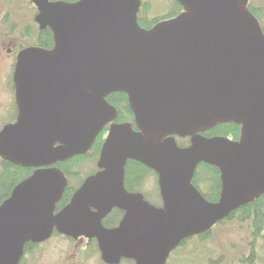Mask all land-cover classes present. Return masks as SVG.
Listing matches in <instances>:
<instances>
[{"label":"water","instance_id":"water-1","mask_svg":"<svg viewBox=\"0 0 264 264\" xmlns=\"http://www.w3.org/2000/svg\"><path fill=\"white\" fill-rule=\"evenodd\" d=\"M177 1L178 17L145 29L141 0H31L55 46L18 55V117L0 131V158L35 170L0 205V264H20L27 243L55 231L97 239L106 264H167L183 241L264 195L260 24L248 0ZM116 92L128 95L137 129L116 122L107 100ZM226 123L241 126L239 140L203 135ZM108 124L99 171L56 212L69 180L55 164L88 154ZM130 160L158 174L163 206L126 189ZM202 163L220 170L217 202L193 184ZM114 208L125 215L107 228Z\"/></svg>","mask_w":264,"mask_h":264},{"label":"rangeland","instance_id":"rangeland-1","mask_svg":"<svg viewBox=\"0 0 264 264\" xmlns=\"http://www.w3.org/2000/svg\"><path fill=\"white\" fill-rule=\"evenodd\" d=\"M141 1L143 4L149 3L147 12L151 18L167 15L176 8L175 0ZM249 1L261 7L260 18L264 26V0ZM10 34H18L23 39L31 38V44L37 42L39 26L33 19L29 0H0V38ZM2 95L0 131L13 119L15 108L10 102V95L4 91ZM97 168L96 157L83 161L79 167L75 168L79 176L69 178L70 185L77 186ZM1 171L0 163V173ZM142 190L152 202L161 203L158 177L154 173L148 175ZM252 225L254 224L251 221L242 223L239 220L218 223L213 227L209 239L195 236L186 244L177 247L167 264H248L245 259L251 255L253 248L256 252V264H264V229H262V235L256 237ZM255 240L256 244L253 245ZM24 258L21 264H106L102 261L95 244L83 242L75 245L59 235H55L49 242L37 247L33 252L26 253ZM121 264L135 263L124 260Z\"/></svg>","mask_w":264,"mask_h":264},{"label":"trees","instance_id":"trees-1","mask_svg":"<svg viewBox=\"0 0 264 264\" xmlns=\"http://www.w3.org/2000/svg\"><path fill=\"white\" fill-rule=\"evenodd\" d=\"M68 2H76L78 0H66ZM176 2V8L167 15H162L158 17H149L148 16V9L150 7L149 3L143 4L142 10L139 14V23L141 26L151 29L155 25H157L161 21H165L168 19H172L178 16L182 11V6ZM254 12H257L258 15L261 14L262 10L260 8H252ZM39 45L43 48L51 49L54 47V37L53 32L50 28L45 29L39 32L38 37ZM107 100L115 105L120 110V117L119 121H133V113L130 109L128 96L123 92L113 93L107 97ZM241 133V127L235 123H226V124H219L213 129L209 130L205 133L207 136H225L232 139H238ZM103 139L97 146V149H94V152L88 155H80L76 156L66 162H60L56 165L59 166L68 178H77L79 174L75 172V168L79 167L83 161H86L89 158L98 157L99 150L101 148ZM182 145H186V140L181 142ZM0 163L2 165V171L0 173V205L10 197L13 189L24 179L29 177L34 169L28 167H22L11 162L5 161L0 159ZM150 173H154L151 169H149L146 165L130 160L126 166V177L125 183L129 189L138 190L140 189L146 178ZM220 170L215 167L205 163H202L198 166V169L195 173L193 184L201 190L207 200L215 202L218 201L221 194L222 183H221V176ZM84 180V179H83ZM81 180V181H83ZM204 187V188H203ZM76 191V186L69 185L67 187L63 198L57 204V210L62 209L65 207L73 193ZM120 211H116L113 213L112 218H117L118 214L120 216ZM118 213V214H117ZM115 214V215H114ZM110 219V218H109ZM239 220L242 223L251 221L254 225V234L257 236H261L264 229V195H262L259 199L238 208L237 210L233 211L228 217L224 220L220 221L219 223H225L228 221ZM212 233V229L208 232H205L198 237L201 239H209ZM186 244V242H183ZM256 244V240L254 241L253 245ZM37 244L32 242L27 243L25 247L26 253H31L34 249L37 248ZM96 248L98 249L97 244H95ZM254 247V246H253ZM99 250V249H98ZM25 259V258H24ZM248 264H256V252L253 248L251 255L245 259ZM134 262V261H131Z\"/></svg>","mask_w":264,"mask_h":264},{"label":"flooded vegetation","instance_id":"flooded-vegetation-1","mask_svg":"<svg viewBox=\"0 0 264 264\" xmlns=\"http://www.w3.org/2000/svg\"><path fill=\"white\" fill-rule=\"evenodd\" d=\"M29 4L31 5V8H32V13H33V19L35 20L36 19V16L38 14V8L37 6L31 2L29 0ZM259 6H256L254 5V3L250 2L249 3V8L251 9V11L253 10L252 8H255L257 9ZM256 16H258L257 12H254L252 11ZM259 19V17H257ZM260 20V19H259ZM36 22V21H35ZM37 23V22H36ZM38 24V23H37ZM39 26V25H38ZM262 27L264 28V26L262 25ZM41 30H39L40 32ZM38 37L39 35L37 36V42L34 43V44H31L32 42V39L31 38H27V39H23L22 36L20 35H15V34H10V35H5L3 37L0 38V99L1 97H3L2 93L3 91L4 92H7L9 95H10V102L11 104L15 107L14 108V114H13V119L11 120V122L9 123H12V122H16L17 120V117H18V106H17V103H16V88H15V81H14V74H15V70H16V65H17V60H18V55L19 53L24 50L25 48H28V47H32V46H39V42H38ZM26 41V43H25ZM28 42V43H27ZM28 44V45H27ZM0 103H1V100H0ZM119 110V109H118ZM132 111V110H131ZM119 117H120V110H119ZM134 117V115H133ZM128 122H134V119L133 121L131 120H127ZM117 123H121L122 121H119V118L118 120L116 121ZM123 122H126V121H123ZM110 125L111 124H108L104 127V129L101 131V133L97 136L96 138V141L90 151V153H93L94 152V149L96 148L97 149V146L98 144L100 143V141H102L103 139V142H102V145H101V148L99 150V155L97 157V161L100 157V153H101V150H102V147H103V144H104V141L105 139L107 138L108 136V133H109V129H110ZM182 140L181 138L177 137V141H178V144L180 146H188L189 145V140L190 138H187L184 139L187 141V144L186 145H182L181 141ZM98 143V144H97ZM35 170V169H34ZM99 169L97 168V170L94 172L96 173ZM93 173V174H94ZM85 181V179L83 181H81L77 186H76V191L81 187V185L83 184V182ZM69 185H70V181H69ZM68 185V187H69ZM125 187L126 189L129 191V192H133V193H142L144 195V197L146 198L147 201L151 202L152 204H155L156 206L158 207H161L163 206V199H162V196H161V192L159 190V196L161 197V203H154L152 202L147 196H146V193L142 190L143 186L138 189V190H132V189H129L127 186H126V183H125ZM75 191V192H76ZM74 192V193H75ZM73 193V195H74ZM72 195V197H73ZM71 197V198H72ZM71 200V199H70ZM70 202V201H69ZM64 208V207H63ZM61 210V209H59ZM56 209V212L59 211ZM116 211H120V216L119 214L117 215L118 217L117 218H112L113 217V213H115ZM115 215V214H114ZM125 215V211L120 209V208H114L113 211L103 220V223L104 225L107 227V228H114V227H117L121 220L123 219ZM110 218V219H109ZM55 235H59L60 237L66 239L68 242H73L75 245H79L80 243H83V242H87V244L89 243H93V244H97L98 246V242H97V239L93 238L91 240H89L88 238L86 237H80L79 239H74V238H71V237H68V236H65V235H62L60 233H58L57 231L54 232V235L52 236V238L55 236ZM51 238V239H52ZM50 239V240H51ZM50 240L46 241V242H43V243H40V244H37L38 246L37 247H40L41 245L49 242ZM187 242V241H186ZM172 254V253H171Z\"/></svg>","mask_w":264,"mask_h":264}]
</instances>
